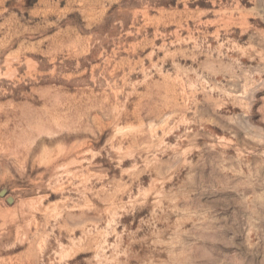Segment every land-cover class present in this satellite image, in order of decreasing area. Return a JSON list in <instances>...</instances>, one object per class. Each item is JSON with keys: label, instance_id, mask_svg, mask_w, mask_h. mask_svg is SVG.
I'll use <instances>...</instances> for the list:
<instances>
[{"label": "rangeland", "instance_id": "1", "mask_svg": "<svg viewBox=\"0 0 264 264\" xmlns=\"http://www.w3.org/2000/svg\"><path fill=\"white\" fill-rule=\"evenodd\" d=\"M0 264H264V0H0Z\"/></svg>", "mask_w": 264, "mask_h": 264}]
</instances>
